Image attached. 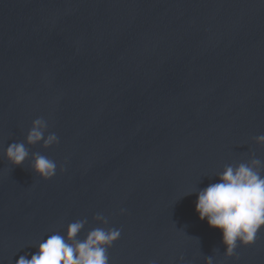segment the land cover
Segmentation results:
<instances>
[{
	"label": "water",
	"instance_id": "water-1",
	"mask_svg": "<svg viewBox=\"0 0 264 264\" xmlns=\"http://www.w3.org/2000/svg\"><path fill=\"white\" fill-rule=\"evenodd\" d=\"M261 135L264 0H0V264L76 220L121 230L109 264H264V231L228 258L196 212L225 166L264 174Z\"/></svg>",
	"mask_w": 264,
	"mask_h": 264
},
{
	"label": "clouds",
	"instance_id": "clouds-1",
	"mask_svg": "<svg viewBox=\"0 0 264 264\" xmlns=\"http://www.w3.org/2000/svg\"><path fill=\"white\" fill-rule=\"evenodd\" d=\"M43 127L42 120L34 121L27 136L29 144L44 138ZM255 139L257 143L264 144V135ZM58 143L59 138L55 134L44 140L45 147ZM5 155L11 164L21 166L28 159L29 152L24 143H12ZM260 164L259 159H253L251 164L227 165L218 174L219 182L196 191V212L201 221L206 220L210 227L222 232L228 258L235 256L239 260L236 256L238 245H253L258 234L264 231V174L258 170ZM32 167L44 180L54 178L57 172L56 163L40 154L35 155ZM86 223V220L70 223L66 236L59 232L47 235V239L39 242L38 248L34 246L37 250L30 259L22 255L17 264H109L108 249L120 239L121 230L95 228L81 240L78 237ZM206 264H213L211 257Z\"/></svg>",
	"mask_w": 264,
	"mask_h": 264
}]
</instances>
